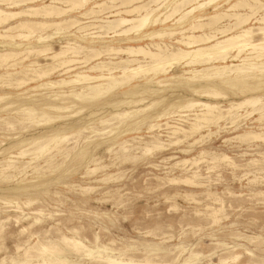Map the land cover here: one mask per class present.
Masks as SVG:
<instances>
[{
  "label": "rangeland",
  "instance_id": "rangeland-1",
  "mask_svg": "<svg viewBox=\"0 0 264 264\" xmlns=\"http://www.w3.org/2000/svg\"><path fill=\"white\" fill-rule=\"evenodd\" d=\"M109 1L111 0H92L85 8L88 9L93 3H103L101 7L105 9L112 5ZM219 1L220 6H223L219 8L221 11L227 4ZM49 2L39 0L35 4ZM261 2L264 3L263 0ZM56 4L61 9H66V12L59 17L51 16L45 20L68 21L60 27L47 28L46 32L39 30V33L44 35H53V40L49 43H52L54 49L67 41L86 45V42L91 41L89 37L103 35V31L95 25H100L99 19L106 16L107 9L86 17L81 15L83 8L68 10L65 4ZM137 5H147V11L160 7L157 12L161 14L168 10L169 6L168 4L163 8L162 2L155 0H135L126 6ZM187 8L188 6H185L183 10L186 11ZM21 9H25V6L11 10ZM242 11L237 9V12L243 14ZM262 12L259 10L258 14ZM197 13L208 16L213 13V8L207 5L199 12L194 11V14ZM230 19L225 17L219 22L232 24L234 19ZM31 20H39V17ZM253 22L254 20H249V24L252 25ZM170 24V21H166L163 26L158 24L156 28L148 27L147 33L167 28ZM80 26L85 28L79 30ZM57 29L61 34H55ZM110 32L103 36L104 39L94 38V47L122 48L147 46L152 43L145 38L138 42L120 41L122 36L110 38L109 36L113 35ZM202 33L203 31L195 30L194 34ZM83 34L89 35L84 36L86 40L81 41L77 36ZM178 37L179 35H175L171 39H164L163 43L171 45L174 38ZM31 40L33 41V38ZM4 42L6 44L0 47V50H22L35 44L34 41L27 45L28 42L16 40L15 43L20 44L18 46L9 40ZM153 42L161 41L154 39ZM149 49L153 51V47ZM19 58L24 57L21 55ZM31 58H24L21 65L25 66ZM99 58L90 61L87 66L97 62L117 66L116 62L126 57L120 54L102 55ZM133 59L135 58L129 59L132 66L136 64ZM136 60L141 65L149 64L148 60L140 56ZM238 61L226 60L216 65H236L239 64ZM176 67L175 70L155 76L138 75L118 89L116 87L113 91L92 96L84 101L74 100L68 92L80 93L82 85H71L56 90L42 87L30 91L28 96L38 100L34 103L36 107L46 101V96H52L55 92L64 91L69 94L64 99L74 104H69V108L65 110L54 112L55 122L49 125H45L43 119L18 120L20 114L16 112L19 114L17 116L13 111L18 108L17 104L2 113L4 119L0 121V141L6 142L7 145L0 146L1 152L12 146L9 151L15 153L20 143L26 146L36 138L51 135L52 132L48 129L50 126L64 127L65 132L71 131L73 124H76L74 129H82L69 132L67 140L57 148L49 146L50 149L44 152L47 155L42 153L39 156L37 162L41 168L38 171H33L36 164H24L27 173L17 179L18 182L22 179L19 190L9 195L13 196L12 202L19 203L20 209L0 202V264H22L24 248L34 245L37 239L53 243L62 236L81 241L84 247L92 249L93 252L95 245L104 246L108 250L103 253L114 257L120 255L121 259L132 261V264H181L183 260H189L190 264H220L219 260L222 259L225 260L222 264H264V141L251 138L253 135H264V118L258 119L259 113L256 111L250 114L252 107L246 105L237 111L240 117L233 124H229L227 119H220V122L205 127L206 129L202 128L199 134L192 137L187 134L186 138L178 142H175L176 137L170 134L175 126L189 127L194 115L200 113V108L196 106L181 108L191 102H217L224 108L230 102L239 103L249 94H238L239 88L244 85L242 82L260 87L252 94L256 93L254 95L262 97V67L257 64L256 68L247 74L249 77L243 81L232 74L212 76L214 71L210 68L197 71L198 77L189 81L187 78L193 77L189 71L194 67ZM196 68L202 69L199 66ZM4 69L0 67V73L5 71ZM56 70L53 69L43 81L67 80L80 71H87V74L90 72L88 75L98 74L87 70L86 67L62 75ZM179 71L187 73L179 76ZM112 73L117 75L120 71L116 69ZM205 75L210 78L207 79ZM14 76L7 78V81L15 82L21 75ZM5 80H0V95L9 96L0 104L22 101L19 94L28 92L33 86L40 84L33 81L25 87L15 88L3 85ZM208 83H215L219 90H223L225 100H209L194 93L195 85ZM85 91H82V97L85 96ZM261 102L264 104V96ZM162 115L166 116L160 118ZM3 121L12 125L6 126ZM158 124L164 126L156 127ZM4 137L14 138L6 140ZM220 156H226L228 160H221ZM27 159L22 157V161ZM188 160H197L198 163H182ZM46 163L50 165H45ZM8 182H1L0 188L10 186L11 183ZM5 195L8 196V193ZM32 198L35 200L26 205L25 202ZM220 202L221 210L218 216L221 215L222 218L219 222L210 224L204 216V210L207 206L218 207ZM15 217L19 219L15 220ZM34 219L37 222L34 223ZM22 227L27 229L26 232L20 231ZM103 253L101 255H104ZM66 255V259L74 264H90L93 261L83 256L82 252L68 250Z\"/></svg>",
  "mask_w": 264,
  "mask_h": 264
},
{
  "label": "bare ground",
  "instance_id": "bare-ground-1",
  "mask_svg": "<svg viewBox=\"0 0 264 264\" xmlns=\"http://www.w3.org/2000/svg\"><path fill=\"white\" fill-rule=\"evenodd\" d=\"M38 1L39 0H0V40H3L0 41V47H3V45L6 44L4 42L6 40L13 42L14 45L17 44L15 43L16 40H19L20 42H28L27 45H31L30 42H35V44H32L31 46H28L27 48L22 50H7L5 48L0 50V67L5 68V71L0 73V80L6 79L3 85L9 87L13 86L15 88H21L22 86L25 87V85L33 81H38L37 83L40 82V84H36V86H33L31 89H29L28 92L19 94V97L22 101H19L17 103L0 104V121L4 119L2 118V113L5 112L6 109L14 106V104H17L18 108L13 111L20 114L19 115L16 113L17 116L19 115L18 120L29 119L31 121H37L38 119H43V123L45 125H49L53 121L55 122L53 118L56 119V117L53 116L56 111L65 110L69 108V104H74L73 102H68L64 99L69 96V94L73 96L74 100L84 101L85 99H89L92 96H99L101 94L113 91L116 89V87L118 89L120 88V86L122 87V85L127 84L138 75L155 76L159 73H166L167 71L169 72L175 70V67L178 65L188 68L194 67L189 71L193 75V77L189 79L187 78V80L189 81L190 79H195L198 77L197 75L199 73L197 71H205L209 68L214 71L212 76L217 77L219 75L232 74L233 77L238 78L240 81L247 79L249 77L247 74L249 73V71H252V69L257 64L261 65L262 69L260 70L264 73V3L261 2V0H234L233 2H230L231 0H222L224 4H227V7L221 11L219 10V8L223 6H220L219 2L221 1L219 0H155L161 1V7L163 8L167 7V5L169 4V6L167 7L168 10H165V12L162 14L159 13V11L157 12L160 7L147 11V5H137L131 7L126 6L127 4H130L135 0H111L109 1V3H112V5L105 8L107 9L106 16L103 19H99L101 20L100 25H95L96 28L103 31L102 36L97 35L89 37L91 41L86 42V45H82L74 41H67L64 45H58L56 49L53 48L52 43H49V41L53 38V35H44V33H39V30H43L44 32H46L45 29L50 27H60L68 21L67 19L59 21L45 20L51 16L59 17L66 12V9H61L59 6H57L58 4L56 3L65 4L66 6H68V10L83 8L84 12L81 15L86 17L97 12L102 13L105 10L101 7L103 3H93L92 6L86 9L85 6H88V3L90 4L89 1L92 0H49V4H35ZM115 1L119 2L114 3ZM207 5L212 6V14L208 16H203V14L199 13L194 14V11L199 12ZM21 6H25V9L11 10L14 7ZM185 6H188L186 11L183 10ZM237 9H242V12L244 13L242 14L237 12ZM259 10L263 11L262 14H258ZM143 11L144 13H142ZM174 15H178V17L176 16V18ZM36 17H39V20H31L32 18ZM225 17H228V19L233 18L234 22L232 24H222V22H219ZM251 19L254 20L252 25L249 24V20ZM69 20L71 21V19ZM11 21L15 22L11 23ZM166 21L171 22V24L168 25L169 27L160 28L153 33H147L148 27H155L158 24L163 26L165 25ZM75 23L77 24L79 22ZM255 23L258 25L256 26ZM84 28L85 26H80L78 29L82 30ZM195 30L203 31V33L195 35ZM108 31H111L110 33L113 34L112 36H109L110 38L122 36L123 38H120V41L138 42L145 38L152 43L147 46L122 48L94 47V38H97L98 40L104 39L103 36L105 37V35L108 34ZM55 34H61V32H59V29H57ZM87 35L89 34H83L81 36H77V38L81 41H84L86 40L84 36ZM175 35H179V37L174 38L173 43H170L171 45L163 43L164 39H171V37H174ZM106 37L109 38L108 36ZM31 38H33V41L31 40ZM154 39L160 40L161 42L154 43ZM18 46H20V44ZM149 47H153V51H151ZM120 54L121 56L124 55L126 58L123 60L120 58V61L116 62V64H118L117 66H115V64L114 66H108V64L106 65L105 62H97L92 64L91 66H87L90 65V61L93 62L100 56L102 57V55L112 56ZM21 55H23L25 59L32 57L25 66H22L24 58H19V56ZM139 56L144 60H148L149 64L141 65L137 63L138 60H136V58ZM131 58H135L132 60L136 63L133 66L129 64L131 61L129 59ZM226 60L230 62L239 60V64H230L229 66L221 67L216 65L217 63H224ZM205 65H209V67L204 68ZM196 66H199L202 69L197 70ZM83 67H86L87 70L95 71L96 73L98 72V74H93V76L88 75L90 72H88L87 74L85 73L87 71H80L70 76V78L67 80L60 79L57 81H43L45 77L47 79V76L50 75V72L53 69H57L56 71L59 72V75H62L67 72L69 73V71L71 70L81 69ZM17 69H19V71H17ZM116 69L120 71V73L117 75L112 73V71ZM105 71L106 73H104ZM178 73L179 76H182L187 72L179 71ZM14 75L21 76L20 78L18 77V79L14 80L15 82H11L10 80L7 81V78L9 79L10 76ZM206 78L208 79L210 78V76H206ZM242 84L244 85L243 87L239 88L240 91L238 94L249 93L248 96L239 103L234 104L230 102L226 108L218 105L217 102L197 101L191 102L181 107L192 108L196 106L200 108V113L194 115L193 122H191V125L189 127L184 126L185 128H181L175 126L172 129L170 128V134L176 137L175 142L180 141V139L186 138L187 134L191 137L194 134H199L200 132H202V128H208L210 127V125L216 124L220 119H227L229 121V124H233L234 121L237 120L238 117H240V114H238L237 111L241 107L246 105L252 107V111L250 112V114L256 111L259 113L258 119L264 118V104H262L261 102V99L264 95L261 97L254 95L256 93L252 94V92H255L260 87H257L256 85H247L244 82H242ZM71 85H82L80 87V93L71 91H68L69 94L64 91L55 93L52 92L53 95L46 96V101H43V103L38 107L34 106V103H36V101L38 100L36 98L28 96L30 91L42 87L48 90H56ZM215 85V83L195 85L196 89L194 93L199 94L200 97L203 96V98H213V100L215 99V101H217L219 98L225 100V95L223 94L224 91L219 90ZM3 87L4 86H2V88ZM83 90L86 91L84 92L85 96L82 97L81 94ZM8 96L9 95L6 94L0 95V102L5 101ZM25 116L27 118H25ZM165 116L166 115H162L159 117L162 118ZM191 120L192 119H190V121ZM4 123L9 127L12 125L8 122ZM75 126L76 124H73V126H71V131H69L70 133H73V131L78 132L80 131V129H82V127L74 129L73 127ZM161 126H164V124H158L156 127ZM48 129L51 130V135L36 138L35 140L27 143L26 146L20 143V146L17 148L15 153H10L9 151L12 146L5 148V152L0 151V183L3 181H9L11 183L10 186L0 188V202L3 201L20 209L19 203L12 202L13 196L9 195H13L16 191L19 190V183L22 181V179H20L19 182L17 181V179L24 177L27 173L24 170V164H36V166L34 165L35 167H33V171H38L41 168V165L37 162L39 156L47 151L49 146L57 148L61 143L67 140V134H69V132H65L64 127L56 128L50 126L48 127ZM100 135H98V137ZM12 138L14 137H4V139L6 140ZM251 138L252 140L261 139L264 141V135H253L251 136ZM5 145H7L6 142L0 141V146L3 147ZM44 154L47 155V153ZM22 157H27L28 159L26 161H22ZM220 157L221 160H228V157L226 156ZM190 161L193 160L183 161L182 163L186 164ZM196 161L190 163H192V165H196L198 163ZM45 165H50V163H46ZM195 173L198 172H194L193 174ZM12 185L14 187H11ZM7 193L8 196L5 195ZM32 200H35V198L27 200L25 204L27 205ZM35 203H37V201ZM220 210L221 202L219 203L218 207L207 206L204 210V216L206 217V220L208 219L210 224L219 222V220L222 218L221 215L218 216ZM8 218L9 217L6 218V221H8ZM18 219L19 217H15V220ZM35 222H37L36 219H34V223ZM28 226H30V224ZM25 229V227H22L20 231L24 232ZM0 231H2L1 226ZM31 238L33 237L31 236ZM94 239L96 240L97 238L95 237ZM93 249L95 250V252H93L92 249L84 247L81 241L75 240L74 238H67L65 236H62L60 239L53 243L49 241L45 243L37 239L34 245L24 248L22 254L24 262H22V264H74V262H70L66 259V252L68 250H73L74 252H82L83 256L89 257L95 264L133 263L132 261H124L119 257L120 255L118 257H114L109 253H103L104 251L108 250L104 246L99 247L95 245ZM101 253H103L104 255H101ZM145 256L147 257L148 255L145 254ZM92 262H90V264H93ZM219 262L220 264H222L225 262V260L222 259L219 260ZM14 264L17 263L14 262ZM181 264H190V261L183 260Z\"/></svg>",
  "mask_w": 264,
  "mask_h": 264
}]
</instances>
